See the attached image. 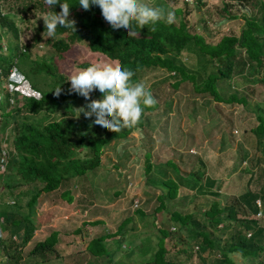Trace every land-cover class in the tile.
Listing matches in <instances>:
<instances>
[{"label": "trees", "instance_id": "trees-1", "mask_svg": "<svg viewBox=\"0 0 264 264\" xmlns=\"http://www.w3.org/2000/svg\"><path fill=\"white\" fill-rule=\"evenodd\" d=\"M175 1H178L173 9L178 15L175 23L168 25L158 22L155 31L152 26H145L139 30L137 37H133L124 28L112 29L103 18L99 6L93 5L89 10H84L78 5L79 0H61V3L70 5L68 19L75 20L76 32L72 28L58 27L56 34L65 33L66 37L48 38L47 42L52 47L50 51L67 50L72 43L85 41L91 53L115 60L122 67L132 70L133 82H143L142 78L149 72L163 68L167 74L162 78L174 77L175 87L182 80H189L197 92L208 91L218 101L252 107L246 90H231L224 95L222 89L230 87L228 80L234 74L241 51L253 63L264 83V0H259L257 15H243V26L238 34L225 32L215 42L208 41L202 32L192 30L187 1L181 0L182 3L186 2L185 6L180 0L162 2ZM239 1L255 7V0ZM60 10V4L50 8L45 0H0V76L5 75L3 88L7 89L2 91L0 87V133H4L11 125L14 128L10 130V156L5 169L0 173V179L7 193L13 194V189L20 187L18 193L13 194V202L8 201L9 199L0 200V225L9 232L8 235L0 237V264H20L18 261L21 260L22 249L24 250L26 243L33 237L36 226L28 215L29 207L34 204L39 194L56 189L63 181L76 178L97 167L103 145L112 138L125 136L134 128H124L115 133L94 125V117L86 119L81 113L76 118V108L86 105L88 101L69 92V78L59 73L54 60L55 53L31 59L30 65L34 72L44 71L49 74L55 81L54 86L39 87L33 80H29L31 87L38 93L37 96L13 93L8 89L7 84L11 80L7 76L11 69H16L19 55H23L19 61L28 57L30 47L42 39L40 32L45 31V27L40 14ZM218 15L231 17L227 2L221 5ZM190 48H194L200 55L204 68L211 65L207 75L201 76L199 80L197 69H190L180 58L182 51ZM85 64L90 65L87 62ZM21 72L26 77L29 76L26 71ZM226 82L228 86L225 85ZM58 86L62 88L59 96L55 94ZM101 95L97 90L91 94V98L99 99ZM15 99L17 102L12 104ZM156 106L157 104L152 108H145L144 112ZM252 109L257 120L252 128L256 135L255 144L264 153V113L253 107ZM144 112L137 126H142ZM2 139L3 134L0 138V150ZM167 164L172 166L175 176L158 179V187L161 188L157 195L159 204L152 215L158 233L156 240L154 234L151 238L147 237L149 242L139 239L137 251L144 256L142 261L134 258L132 250H129L131 255L128 254L131 261L117 259L123 245H130L134 241L132 234L127 232L130 225L125 226L134 220L131 216L124 218L114 231L89 238L85 243L84 253L80 251L77 256L83 257L87 252L89 258L94 256L96 261L99 257H105L106 261L116 264H133L138 261V264L146 261L147 264H235L231 254L236 252L246 257L249 264H263L264 257L260 261L257 259L263 250V246L259 245L261 242H258L264 238V225H260L262 219L256 216V199L262 194L246 189L239 195V199L251 211V214L243 217H237L236 206H221L218 199L209 201L207 208L197 207L193 201H188L185 209L175 207L169 210L165 202L176 198L180 186L192 190L196 188L203 194L209 191L218 196V191L212 188L215 183V189H220L222 180L208 176L201 161L197 165L193 163L186 175L181 174L177 163L169 161ZM150 170L151 164L147 161L145 172ZM155 180L152 177L147 178V181ZM188 204H191V209H187ZM138 208H134L136 213L141 218L145 217L146 213ZM165 210L170 212L169 221H155L160 211ZM169 222L171 223L167 225ZM174 224L177 225L178 232L185 234L183 236L188 244L189 240L198 244L199 257L196 262L191 259L174 261L167 256L168 247L164 240L171 233H176L173 231L176 228ZM247 230H251L248 236ZM56 242L57 231H51L44 238L36 240L29 246L28 260L31 257L33 260L25 264H39L41 260L44 261V257L54 252ZM176 252H185L190 258L192 255V251L182 248L180 244L175 249ZM203 252L205 256L202 255ZM210 254H215L213 261L207 258ZM89 261L93 264L92 258Z\"/></svg>", "mask_w": 264, "mask_h": 264}, {"label": "rangeland", "instance_id": "rangeland-1", "mask_svg": "<svg viewBox=\"0 0 264 264\" xmlns=\"http://www.w3.org/2000/svg\"><path fill=\"white\" fill-rule=\"evenodd\" d=\"M151 1L156 3L151 7H161L166 11L175 9L178 2L143 0L149 6ZM183 1H187V7L190 10L188 18L192 21V30L202 32L211 42H215L225 32L238 34L243 26V15L250 16L259 13V0H255L254 8L239 0ZM224 2H227L231 17L218 15ZM182 4L185 6L186 2ZM175 15L178 19V15L176 13ZM43 32V30L40 32L42 39L38 42L39 44L30 47L28 57L19 61V58L23 56L19 55L16 66V71H26L29 75L27 78L33 80L39 87L50 88L55 84L54 79L46 72H34L30 69L31 59H38L47 54L55 53L54 60L59 73L68 78L75 72L90 66L84 65L86 62L87 64L101 61L117 63L115 60L105 59L104 56L91 53L85 41H76L67 50L50 51L51 44L47 42L48 38L42 35ZM65 35V33H58L54 38L66 37ZM180 58L190 69H197L196 71L200 74L198 80L201 76L207 75L211 68L209 64L204 68L200 55L194 48L183 50ZM166 74L167 71L162 68L151 71L142 78L158 101L154 109L144 112L142 126H135L125 136L112 138L103 145L100 165L89 171V179L92 183L89 186L93 191L91 203L86 204L85 196L77 190L78 185H70L72 199L67 200L61 194L65 187L60 185L57 189L43 191L29 207L28 215L37 228L31 240L36 241L35 239L45 237L51 231L58 232V242L55 244L54 252L44 257L45 260H41L39 264H90L91 258L93 264H116L106 261L105 257H99L96 261L94 256L89 258L87 252L83 257L77 254L80 251L84 253V246L89 238L114 231L117 225L128 216L133 217L134 220L125 226H131L127 227L129 229L127 232L129 235L132 234L131 238L134 241L130 245L126 243L123 245L124 248L117 259L130 260L129 250H132L134 258L142 261L144 256L137 251L139 239L149 242L148 238L153 237L154 234V240H156L158 233L152 217L154 208L159 204L157 195L161 188L158 187L160 185L158 179L175 176L174 169L167 164L169 161L177 163L183 175L189 172L193 163L201 161L208 176L222 180L220 189H215V183L213 184L212 189L218 191V196L209 191L203 194L199 193L196 188L192 190L180 186L176 198L165 202L169 210L175 207L185 209L188 201H193L197 207L207 208L209 201L218 199L221 206H236L237 217L248 216L251 211L239 199V195L246 189L263 194L260 203L264 206V153L260 147L256 146V135L252 130L257 123L252 107L264 113V83L260 80L253 63L241 51L234 74L228 80L230 87L222 89L224 95L231 90H246L249 102L252 104L250 108L241 103L218 101L208 91L197 92L189 80H182L175 87L173 86L174 77L162 78ZM10 76L11 74L7 77L11 79ZM0 81L2 91L7 90L3 88L6 82L5 75L0 76ZM225 85L228 86L227 82ZM7 86L10 90L13 89L10 82ZM18 87L16 85L15 90L20 91ZM35 94V96L38 95L37 92ZM15 102L17 99L12 104ZM11 126L1 133L3 136L7 134L5 141L10 149L12 148L10 130L14 129ZM147 161L151 164V170L145 172ZM150 177L156 180L147 181ZM19 189L20 187L14 188L13 194L18 193ZM13 194L6 192L0 179V200L13 199ZM80 198L83 199L82 202L79 201ZM136 201L137 206H135ZM135 207H139L138 209L146 213V216L141 218L136 213V209L134 210ZM191 208V204H188L187 209ZM169 210L160 211L155 221L159 219L169 221ZM94 220L100 222H93ZM174 225L176 228L173 231L176 233H171L164 240L168 247L167 256L174 261L180 259L190 261L191 259L196 262L199 249L192 240H189L188 244L183 236L185 234L178 232L177 225ZM260 225H264L263 220ZM77 227L79 230L76 229ZM3 233L6 236L9 232L4 229ZM29 241L24 250L22 249V257L18 261L20 264L33 260L32 257L28 260L29 246L33 244ZM191 243L193 245H190ZM258 243L263 246L260 257L257 259L260 261L264 257V238ZM179 244L182 248L192 251L191 258L185 252L175 253ZM202 255L205 256L204 252ZM214 256L215 254H210L207 258L213 261ZM231 256L235 259V264H248L249 262L246 257L236 252H233ZM138 262H133V264H138ZM139 264H147V261Z\"/></svg>", "mask_w": 264, "mask_h": 264}, {"label": "clouds", "instance_id": "clouds-1", "mask_svg": "<svg viewBox=\"0 0 264 264\" xmlns=\"http://www.w3.org/2000/svg\"><path fill=\"white\" fill-rule=\"evenodd\" d=\"M45 3L50 8L60 4L61 9L59 12L53 11L40 16L45 27L42 35L46 39L54 38L58 27L72 28L76 32L75 20L68 19L70 13L68 3H61V0H45ZM78 5L84 10H89L93 5L99 6L103 18L112 29L124 28L128 35L133 37H137L139 30L145 26H152V30L155 31V25L158 22L171 25L176 21L174 10L166 11L161 7H151L143 0H79ZM9 74H11L10 80L20 89L15 93L26 95V88H32L29 79L16 69H11ZM133 76L132 70L122 67L119 63L112 64L102 61L92 63L72 74L69 78L71 82L69 92L82 96L88 101L86 105L76 108L78 111V115H75L76 118H79L81 113L86 119L94 117L92 119L94 125L115 133L124 128L137 126L142 119L144 109L154 107L158 101L143 82H133ZM97 90L102 94L101 98L92 99L91 94ZM61 92L62 88L58 86L55 89V94L59 96ZM6 136L5 133L1 145L5 143L8 149V162L10 148L5 141ZM0 138H2L1 133ZM3 170L0 169V171ZM262 196L263 194L256 199L258 205L256 216L264 220V206L260 203ZM10 200L12 199L8 201ZM250 234L251 230L246 232L247 236ZM0 237H4L1 225ZM196 248H198V244H196Z\"/></svg>", "mask_w": 264, "mask_h": 264}, {"label": "crops", "instance_id": "crops-1", "mask_svg": "<svg viewBox=\"0 0 264 264\" xmlns=\"http://www.w3.org/2000/svg\"><path fill=\"white\" fill-rule=\"evenodd\" d=\"M156 3L155 2H153V1H151L150 2V6H154ZM100 165V164H99ZM98 165V166H99ZM97 166V167H98ZM97 167H95L94 169H96ZM94 169H91V170H94ZM91 170H89V171H91ZM89 171H87L85 174H82V175H80V176H77L76 178H71V179H67V180H65V181H63L60 185H62V186H64L65 187V189L62 191V196H64V197H66L67 198V200H70V199H72V193L70 192V189H71V187H70V185H78L79 187H78V189L77 190H79L81 193H83V195L85 196L84 197V201L86 202V204H89V203H91L92 202V197H93V191L91 190V188H90V186L89 185H92V183L90 182V179H89ZM59 185V186H60ZM58 186V187H59ZM57 187V188H58ZM56 188V189H57ZM54 190V189H53ZM48 192V191H47ZM42 193V192H41ZM40 193V194H41ZM39 194V195H40ZM37 199H38V197H37ZM80 202H82L83 201V199L82 198H80V200H79ZM83 205H85V204H83ZM33 221V220H32ZM34 222V221H33ZM37 232V228H36V226H35V230H34V233H36ZM42 238H44V237H42ZM38 239H40V238H38ZM38 239H35V240H38ZM29 242H35V241H33V240H30Z\"/></svg>", "mask_w": 264, "mask_h": 264}, {"label": "built area", "instance_id": "built-area-1", "mask_svg": "<svg viewBox=\"0 0 264 264\" xmlns=\"http://www.w3.org/2000/svg\"><path fill=\"white\" fill-rule=\"evenodd\" d=\"M10 84L13 85V89L11 91L13 93L17 92L15 90L16 84H14L13 82H10ZM8 89H9V87H8ZM26 90H27V94L26 95H28V96L35 94V90L32 89V88H26ZM7 158H8V149H7L6 145H5V143H2L1 150H0V169L1 170H3L5 168L6 163H7ZM10 201H13V200H10ZM137 205H138V203L136 201L135 206H137Z\"/></svg>", "mask_w": 264, "mask_h": 264}]
</instances>
